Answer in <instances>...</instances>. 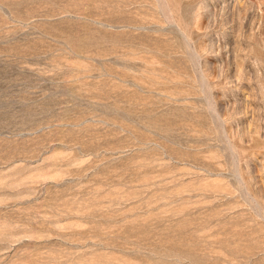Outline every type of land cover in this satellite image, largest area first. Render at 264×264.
<instances>
[{"label": "rangeland", "instance_id": "obj_1", "mask_svg": "<svg viewBox=\"0 0 264 264\" xmlns=\"http://www.w3.org/2000/svg\"><path fill=\"white\" fill-rule=\"evenodd\" d=\"M0 264H264V0H0Z\"/></svg>", "mask_w": 264, "mask_h": 264}]
</instances>
